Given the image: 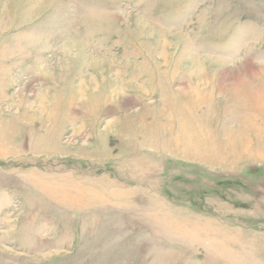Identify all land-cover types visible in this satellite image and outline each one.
<instances>
[{
	"label": "rangeland",
	"instance_id": "rangeland-1",
	"mask_svg": "<svg viewBox=\"0 0 264 264\" xmlns=\"http://www.w3.org/2000/svg\"><path fill=\"white\" fill-rule=\"evenodd\" d=\"M0 264H264V0H0Z\"/></svg>",
	"mask_w": 264,
	"mask_h": 264
}]
</instances>
